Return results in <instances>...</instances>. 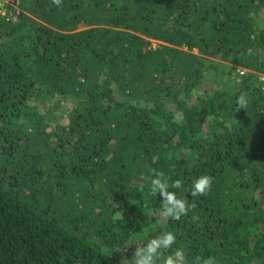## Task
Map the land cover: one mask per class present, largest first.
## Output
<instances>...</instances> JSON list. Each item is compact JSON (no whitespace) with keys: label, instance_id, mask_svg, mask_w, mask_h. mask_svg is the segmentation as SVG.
<instances>
[{"label":"trees","instance_id":"obj_1","mask_svg":"<svg viewBox=\"0 0 264 264\" xmlns=\"http://www.w3.org/2000/svg\"><path fill=\"white\" fill-rule=\"evenodd\" d=\"M17 4L0 14V264H122L162 232L188 264H264V0ZM154 170L196 205L179 221Z\"/></svg>","mask_w":264,"mask_h":264},{"label":"clouds","instance_id":"obj_2","mask_svg":"<svg viewBox=\"0 0 264 264\" xmlns=\"http://www.w3.org/2000/svg\"><path fill=\"white\" fill-rule=\"evenodd\" d=\"M63 0H52V3L57 7H62ZM237 105L240 109L247 106V99L244 94H241L237 100ZM213 178L209 175H202L192 181L190 194L192 197H200L211 191ZM172 189H181L183 183L177 179L169 186L164 179V173L154 170V178L149 182L150 194H159L162 198V211L160 217L167 220L172 219L179 221L181 217L187 216L191 210L195 208V204H189L187 200L178 198L175 191ZM143 189V185H141ZM194 219H197L194 217ZM176 235L173 232H162L155 238H151L143 247H136L134 258L132 260L124 259L122 264H188L185 252L181 248H177L174 252L164 255L165 250L171 249L176 243ZM194 264H215L213 257L202 258L195 257Z\"/></svg>","mask_w":264,"mask_h":264},{"label":"built area","instance_id":"obj_3","mask_svg":"<svg viewBox=\"0 0 264 264\" xmlns=\"http://www.w3.org/2000/svg\"><path fill=\"white\" fill-rule=\"evenodd\" d=\"M4 1V0H3ZM10 1H12L13 3H15V7H16V9L14 8V5H10V4H12V3H10ZM7 5H6V8H7V12L5 11H2V5H0V14H2V15H9V17L10 16H16V15H18L20 12H21V9L19 8V6H18V4H17V0H9V1H7V3H6ZM17 5V6H16ZM12 11V12H11ZM13 11H15V12H13ZM15 16H14V18H15ZM241 71V72H240ZM238 72L240 73V74H244L245 73V70L244 69H242V70H239L238 69Z\"/></svg>","mask_w":264,"mask_h":264},{"label":"rangeland","instance_id":"obj_4","mask_svg":"<svg viewBox=\"0 0 264 264\" xmlns=\"http://www.w3.org/2000/svg\"><path fill=\"white\" fill-rule=\"evenodd\" d=\"M7 1H9V0H0V5H2V11H6L7 12V8H6V3H7ZM10 3H12V4H10V5H14V8L16 9V7H15V3H13L12 1H10ZM17 6V5H16ZM12 12V11H11ZM13 12H15V11H13ZM154 43V47H156L157 46V42H153ZM194 53H197V51L196 50H194L193 51ZM239 70H242V69H239ZM241 72V71H240ZM240 74V73H239ZM241 75V74H240ZM221 79V78H220ZM229 80V76L228 75H224L223 76V81H228Z\"/></svg>","mask_w":264,"mask_h":264}]
</instances>
